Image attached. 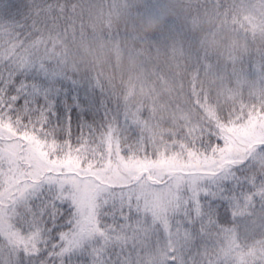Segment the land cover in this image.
<instances>
[{
	"label": "snow or ice",
	"instance_id": "obj_1",
	"mask_svg": "<svg viewBox=\"0 0 264 264\" xmlns=\"http://www.w3.org/2000/svg\"><path fill=\"white\" fill-rule=\"evenodd\" d=\"M260 146L264 114L153 149L60 143L0 108V264H264V245L207 230L242 194L234 160Z\"/></svg>",
	"mask_w": 264,
	"mask_h": 264
},
{
	"label": "trees",
	"instance_id": "obj_2",
	"mask_svg": "<svg viewBox=\"0 0 264 264\" xmlns=\"http://www.w3.org/2000/svg\"><path fill=\"white\" fill-rule=\"evenodd\" d=\"M130 1L123 7V0H0V98L6 106L11 103L12 114L42 123L57 140L72 141L82 129L87 135L102 131L115 142L126 130L122 103L134 79L131 66L166 67L177 62L171 50L183 53L176 64L182 68L168 71L184 76L175 90L180 88L187 106L178 100L175 112L207 128L264 113V14L255 10L261 0H133L137 8ZM113 4L118 12L110 10ZM150 21L158 26L145 31ZM52 23L57 34L48 31ZM11 42L28 49L31 58L21 63L12 56ZM68 63L81 73L71 75L64 67ZM97 64L115 68H103L111 74L104 79L113 76L116 83L107 94L87 83L90 76L83 67ZM192 73L200 75L197 86L187 85ZM236 171L245 178L242 194L230 201L227 222L213 220L207 230L215 232L218 225L235 229L231 233L248 248L264 239V166L243 161ZM249 218L262 229L244 228ZM244 234L253 236L244 242Z\"/></svg>",
	"mask_w": 264,
	"mask_h": 264
},
{
	"label": "rangeland",
	"instance_id": "obj_3",
	"mask_svg": "<svg viewBox=\"0 0 264 264\" xmlns=\"http://www.w3.org/2000/svg\"><path fill=\"white\" fill-rule=\"evenodd\" d=\"M130 1V0H129ZM141 1V0H140ZM162 0H154V2H161ZM246 0H242L241 2H245ZM261 0L260 6L258 2V6L255 7V10L259 12V14H264V2L262 3ZM132 4V8H137V4L133 0L130 1ZM123 7H127V0H123L122 2ZM243 9L248 6L242 5ZM107 7V1H105L104 8ZM117 4H113L110 7V10L113 12L117 11ZM166 7H169L167 5ZM254 11L252 13H248L246 15L247 18L252 17L254 15ZM165 15V14H164ZM244 17L243 21L245 22L247 18ZM55 24L52 23V27L48 29L51 31L52 34H57L55 30ZM49 38H51L49 36ZM53 38H51L52 40ZM156 44L153 45V49L156 50V57H158L161 61V54L160 51L156 49ZM182 51H174L171 50V59L173 61H177L178 63L181 62L180 60L183 59ZM177 62L171 63L166 67L162 66L161 64L153 63L147 64V66L141 65H133L132 70L133 72L130 73V76H133L134 79L131 80L127 84L129 91L123 97L122 103V123L126 126V130L119 132V135L116 136L115 143L120 145H129V144H136L141 143L149 148H158L163 145L167 144H179L182 142L187 141L191 136L200 134L201 132H205L210 128H207L202 121L199 119H195L191 115L184 112V114L178 113L174 111L176 105L179 104L178 100L182 101V107H186L184 104V97L181 94V90H175V86H182L184 83V76L180 73H175L168 71V69H181L182 66L176 65ZM64 67L71 72V75L75 76L76 73L79 72V67L76 64L68 63L64 64ZM209 68V65H206ZM106 68L107 70H113L114 67H102V65H87L84 66L83 69L88 70L86 73L90 76V80L87 83L95 84L93 88L99 91H103L104 94H107L109 90L107 87H113L116 83L112 76L109 80L104 79L106 75L107 77L111 76V74H104ZM95 71H98L96 73ZM229 75V74H228ZM227 76V75H225ZM198 78H200L199 74L192 73L191 79L187 80V85L192 84L194 86L198 85ZM74 82L78 84V82L74 79ZM224 89H226V84H222ZM107 90V91H106ZM229 90V89H228ZM228 98L232 99L231 95H228ZM12 104L14 101H11ZM6 102L2 101L0 98V108L6 107ZM11 103H9V106ZM7 105V108L11 110V108ZM12 113V112H11ZM264 114V113H255V116ZM253 117V116H252ZM248 118L244 115H240L238 118L231 121L232 123L236 122H246ZM221 124V123H220ZM111 128V131H114V128ZM81 135L76 136L74 135V139L69 141L73 145H78L84 142H96L101 138H109L108 135L99 134L102 131H90L89 135H87V131H83L82 129ZM80 131H74L73 133H77ZM110 131V129H109ZM110 131V132H111ZM52 137L57 140L52 134V131H49ZM60 143L67 142V140H57ZM245 161L246 163H252V165H263L264 166V146L256 147L251 151L243 154L240 157H237L231 167L233 173H238L236 168L240 165L241 162ZM238 164V165H237ZM237 166V167H235ZM238 216H242L241 213ZM252 221V222H251ZM251 222V223H250ZM257 221L255 218H252L248 221L244 222V228H249V224H253L250 226V229L257 232L259 229H262L261 226H258ZM243 228V229H244ZM235 229L230 230L229 228L225 231L231 233ZM253 234H244L243 240L246 242L249 238H251ZM258 245H264V239L259 242H254L249 247H256Z\"/></svg>",
	"mask_w": 264,
	"mask_h": 264
},
{
	"label": "clouds",
	"instance_id": "obj_4",
	"mask_svg": "<svg viewBox=\"0 0 264 264\" xmlns=\"http://www.w3.org/2000/svg\"><path fill=\"white\" fill-rule=\"evenodd\" d=\"M158 26L157 22L155 21H150L146 25H144V30L145 31H152L155 30V28Z\"/></svg>",
	"mask_w": 264,
	"mask_h": 264
}]
</instances>
